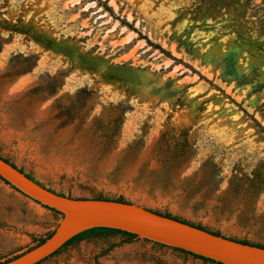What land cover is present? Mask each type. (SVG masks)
Returning <instances> with one entry per match:
<instances>
[{"label":"rangeland","instance_id":"obj_1","mask_svg":"<svg viewBox=\"0 0 264 264\" xmlns=\"http://www.w3.org/2000/svg\"><path fill=\"white\" fill-rule=\"evenodd\" d=\"M0 157L264 246V0H0ZM60 219L0 180V263ZM125 241L40 264H213Z\"/></svg>","mask_w":264,"mask_h":264},{"label":"water","instance_id":"obj_2","mask_svg":"<svg viewBox=\"0 0 264 264\" xmlns=\"http://www.w3.org/2000/svg\"><path fill=\"white\" fill-rule=\"evenodd\" d=\"M0 179L36 204L60 213L61 219L44 242L2 264H37L79 233L109 228L220 264H264V248L218 236L205 229L165 217L130 202L61 196L31 180L0 157Z\"/></svg>","mask_w":264,"mask_h":264},{"label":"trees","instance_id":"obj_3","mask_svg":"<svg viewBox=\"0 0 264 264\" xmlns=\"http://www.w3.org/2000/svg\"><path fill=\"white\" fill-rule=\"evenodd\" d=\"M120 23L123 25H126V26H129L127 23H125L124 21H120ZM132 30H134V29H132ZM155 48H157V49H159V50H161L159 47H157L156 45L154 46ZM4 159V158H3ZM6 162H9L8 160H6V159H4ZM11 165H13L12 163H10ZM14 166V165H13ZM15 167V166H14ZM22 173H24L21 169H19ZM27 175V177H29L31 180H33V181H35L36 183H39V182H37L36 180H34L31 176H29L28 174H26ZM1 181H2V179H0ZM5 184H7L8 185V183H5ZM40 184V183H39ZM41 186H43L42 184H40ZM44 187V186H43ZM15 190V189H14ZM50 190V189H49ZM52 191V190H51ZM59 195H61V196H64L63 194H60V193H58ZM68 197V196H67ZM89 199H106V200H109V199H107V198H103V197H101L100 195H97V196H93V197H91V198H89ZM112 200H114V201H118V202H126V201H124L121 197H119V198H117V199H112ZM44 208H46V209H48V210H51V211H53L54 213H57V214H59L60 215V213L59 212H57V211H55V210H53V209H49V208H47V207H44ZM156 213H158V214H160V215H163V216H165V217H169V218H171L172 216L170 215V214H168V213H159V212H156ZM173 219H177V220H179L178 218H175V217H172ZM180 221H182V222H184V223H188V224H190V225H194V224H191V223H189V222H185V221H183V220H180ZM194 226H196L197 228H200V229H205V228H203V227H201L200 225H194ZM205 230H207V229H205ZM207 231H209V230H207ZM211 232V231H210ZM213 234H215V235H218V236H220V234L218 233V232H212ZM106 234H121V235H123V236H125L126 237V243H130V242H132V241H135V240H138L139 238L136 236V235H134V234H130V233H127V232H124V231H119V230H115V229H109V228H93V229H89V230H86V231H83V232H81V233H79L78 235H76L75 237H73V238H71L69 241H67L59 250H57L53 255H51V256H54L55 254H57L59 251H61L63 248H65V247H67V246H69V245H72V244H74V243H78V242H80V241H82V240H84V239H86V238H90V237H97V236H101V235H106ZM50 236V234L47 236V237H49ZM46 237V238H47ZM46 238H44V239H40L39 241H38V243L36 244V245H38V244H41L42 242H44V240L46 239ZM145 241H148V240H145ZM236 241H238V242H240V243H243V244H249V245H253V246H257V247H262V248H264V246H262V245H259V244H252V243H249V242H247V241H244V240H236ZM153 244H155V245H158V246H163V245H160V244H158V243H154V242H152ZM35 245V246H36ZM163 247H166V246H163ZM31 249V248H30ZM173 250H176V251H179V252H182V253H185V254H188V255H191V256H193L194 258H198V259H201V260H203V261H205V262H210V263H213V264H220V263H217V262H214V261H212V260H209V259H205V258H202V257H199V256H196V255H193V254H190V253H187V252H185V251H182V250H179V249H174V248H172ZM50 256V257H51ZM16 257V256H15ZM14 257V258H15ZM49 258V257H48ZM12 259V258H11ZM11 259H9V260H11ZM9 260H7V261H9ZM46 260V259H45ZM7 261H5V262H7ZM44 261V260H43ZM43 261H41V262H43ZM41 262H39V263H37V264H40ZM2 263H4V262H2ZM2 263H0V264H2Z\"/></svg>","mask_w":264,"mask_h":264}]
</instances>
